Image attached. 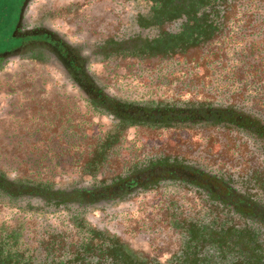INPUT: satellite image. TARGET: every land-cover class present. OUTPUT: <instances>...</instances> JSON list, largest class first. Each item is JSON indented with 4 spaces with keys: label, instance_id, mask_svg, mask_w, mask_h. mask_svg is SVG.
I'll list each match as a JSON object with an SVG mask.
<instances>
[{
    "label": "flooded vegetation",
    "instance_id": "flooded-vegetation-1",
    "mask_svg": "<svg viewBox=\"0 0 264 264\" xmlns=\"http://www.w3.org/2000/svg\"><path fill=\"white\" fill-rule=\"evenodd\" d=\"M61 1L46 0L40 13L41 0L21 1L0 69L27 60L58 71L122 136L141 129L205 139L160 143L105 180L98 173L38 184L0 170V204L49 223L64 213L69 226L48 224L35 244L22 223L0 231L12 264H264V115L228 94L231 86L261 88L264 3ZM123 60L146 67L117 87L113 63ZM213 84L214 96L192 92ZM214 130L219 140L209 144ZM135 200L155 213L118 226L111 208ZM103 209L109 216L92 222L90 213Z\"/></svg>",
    "mask_w": 264,
    "mask_h": 264
},
{
    "label": "rangeland",
    "instance_id": "rangeland-1",
    "mask_svg": "<svg viewBox=\"0 0 264 264\" xmlns=\"http://www.w3.org/2000/svg\"><path fill=\"white\" fill-rule=\"evenodd\" d=\"M21 1L0 0V50L8 46L4 44V38L9 37ZM45 1L41 0L37 8L40 10L38 13L48 7L49 3L45 4ZM70 1L72 0L68 3H71ZM57 2L64 1L57 0ZM243 2L260 4L264 3V0ZM234 14L233 12L232 15ZM259 61L258 65L262 67L261 74L258 75L261 83L260 90L255 92L245 89L240 92L234 90L232 96L240 95L244 99L247 98L253 105L251 108L264 115V56H261ZM127 62L123 60L113 63L116 67L113 78L117 87L124 83L119 81V78L124 80L127 76L129 77V74L131 76L134 71H139L138 68L146 67L145 64ZM239 77L241 76H235L234 79L237 80ZM209 81L206 80L207 84L211 83ZM206 88L201 87L200 90ZM211 88L213 91L216 89L214 84ZM235 99L239 100L237 97ZM111 127V123L96 113L58 71L50 70L44 64L27 60L15 61L0 69V170L10 177L29 183L49 185H61L83 178L82 157L90 150L83 141L84 137L101 138ZM214 132L215 134H211L214 135L210 138L209 144L219 140L216 136L218 132L216 130ZM149 134V131L141 129L126 131L120 142L111 150L109 159L98 176L105 180L118 175L135 162L136 158L142 157L144 152L154 149L160 143L180 148L203 145L205 139L198 138L192 142L191 137H186L185 134L181 136L161 133V136L156 131L155 136ZM65 136L72 138L76 146L63 145L64 148H61L59 139ZM53 140H56L55 143ZM57 142L59 146L52 153ZM56 151L63 153V162L51 164L47 157L49 155L52 161ZM156 208V205L152 203H139L135 200L111 208L113 209L111 213L117 215V219H121L116 224L123 227L126 226L124 224L128 216H133L135 219H140L144 215L148 217L155 213ZM104 211L103 209L90 213L89 218L95 222L97 216L100 219L108 217L109 215ZM49 219L50 223L43 221V218L37 214L0 204V231L22 223L23 238L29 244L36 243V239L48 224L49 227H69L65 222L64 213Z\"/></svg>",
    "mask_w": 264,
    "mask_h": 264
},
{
    "label": "trees",
    "instance_id": "trees-1",
    "mask_svg": "<svg viewBox=\"0 0 264 264\" xmlns=\"http://www.w3.org/2000/svg\"><path fill=\"white\" fill-rule=\"evenodd\" d=\"M121 131L122 129L109 130L101 138L98 139H88L84 137L83 141L86 147H89L90 150L82 157V174L86 176H96L100 172L101 168L107 163L111 150L120 142L122 138ZM55 141L56 140H53V143H55ZM59 141L61 142V148H64L63 145L70 147L76 146V142L72 138H67V136H65V138L59 139ZM58 146L59 143L57 142L54 146V149L52 150V153ZM62 158L63 153L56 151L52 156V161L49 155L47 157V160H50L51 164L52 162L55 164L63 162ZM2 243L3 241L0 242V264H12L13 260L17 257L13 256V254L15 253L12 250L5 251L4 247L1 246Z\"/></svg>",
    "mask_w": 264,
    "mask_h": 264
},
{
    "label": "built area",
    "instance_id": "built-area-1",
    "mask_svg": "<svg viewBox=\"0 0 264 264\" xmlns=\"http://www.w3.org/2000/svg\"><path fill=\"white\" fill-rule=\"evenodd\" d=\"M215 67V66H214ZM212 87V86H211ZM211 87H207L206 89H204L205 90V92L207 93V94H212V96H214V94H216L217 93V91H215V90H217V89H215L214 91L212 90V88ZM201 87L199 86V85H197V86H195L194 87V89L192 90V92L193 93H195V92H197V90H199ZM234 90H238V92H240V88H236L235 86H231L230 88H229V90H228V94H229V96H232L233 95V92H234ZM220 92H223L222 90H219Z\"/></svg>",
    "mask_w": 264,
    "mask_h": 264
},
{
    "label": "water",
    "instance_id": "water-1",
    "mask_svg": "<svg viewBox=\"0 0 264 264\" xmlns=\"http://www.w3.org/2000/svg\"><path fill=\"white\" fill-rule=\"evenodd\" d=\"M29 0H25L24 2V6H26V3L28 2ZM24 9L21 10V14L23 12ZM17 51H5L3 53H1V56L4 57V58H7V57H14V56H17Z\"/></svg>",
    "mask_w": 264,
    "mask_h": 264
}]
</instances>
